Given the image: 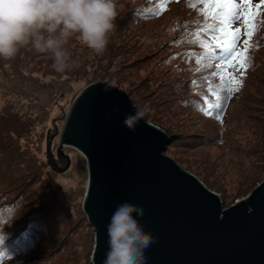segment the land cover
Segmentation results:
<instances>
[{
  "label": "rangeland",
  "instance_id": "rangeland-1",
  "mask_svg": "<svg viewBox=\"0 0 264 264\" xmlns=\"http://www.w3.org/2000/svg\"><path fill=\"white\" fill-rule=\"evenodd\" d=\"M207 8L202 0H117L106 51L95 54L74 34L65 47L79 67L64 73L53 70L51 53L31 45L15 58H0V245L22 225L33 224L31 233L20 229L21 235H13L17 251L2 252L0 264H92L94 231L82 208L86 160L72 146L68 153L76 160L65 171L52 169L47 158L49 145L63 167L59 136L74 98L91 81L128 87L147 118L177 134L165 153L182 158L184 167L202 172L213 190H222L225 208L261 181L264 4L255 29L243 20L231 25V31L239 29L231 58L220 51V29L209 31L214 22ZM196 21L207 28L199 36L201 48L187 30ZM236 80L242 81L238 91Z\"/></svg>",
  "mask_w": 264,
  "mask_h": 264
},
{
  "label": "water",
  "instance_id": "water-1",
  "mask_svg": "<svg viewBox=\"0 0 264 264\" xmlns=\"http://www.w3.org/2000/svg\"><path fill=\"white\" fill-rule=\"evenodd\" d=\"M138 110L142 118L125 126V117ZM177 139L165 124L147 118L126 86L91 81L76 95L56 149L63 167L49 145L47 158L52 169L65 171L76 160L68 153L72 146L86 160L82 208L94 231L92 264H103L107 225L124 201L143 208L137 219L155 237L145 252L147 264H264V176L225 208L222 190L165 153Z\"/></svg>",
  "mask_w": 264,
  "mask_h": 264
},
{
  "label": "clouds",
  "instance_id": "clouds-1",
  "mask_svg": "<svg viewBox=\"0 0 264 264\" xmlns=\"http://www.w3.org/2000/svg\"><path fill=\"white\" fill-rule=\"evenodd\" d=\"M117 17V0H0V58H15L26 45L38 53H51L52 68L64 73L79 67L65 47L74 34L97 55H103ZM143 111L127 115L133 128ZM141 206L121 202L107 225L103 264H147L146 250L155 242L137 219Z\"/></svg>",
  "mask_w": 264,
  "mask_h": 264
},
{
  "label": "snow or ice",
  "instance_id": "snow-or-ice-1",
  "mask_svg": "<svg viewBox=\"0 0 264 264\" xmlns=\"http://www.w3.org/2000/svg\"><path fill=\"white\" fill-rule=\"evenodd\" d=\"M202 2L208 5L207 13L210 14L214 22L209 31L220 29L222 35L216 37L222 41V44L219 45V47L221 50L228 51L231 58L232 54L236 51V46L233 45L232 47L225 48L224 44L239 39L237 35L239 29L233 32L231 31V25L243 20L245 25L249 26L251 29H255L257 27V9H259L261 4H264V0H260V4L256 5H253L252 0H202ZM261 22H264V18H261ZM251 34V32L248 33V35ZM246 53L247 49L244 50L243 59L241 60L242 66L245 69L250 66V57H248ZM243 74L244 73L242 72L241 75ZM235 84V90L238 91L239 87L242 86V81L236 80ZM232 90L233 89H228V91ZM214 107L219 110L222 105L218 103Z\"/></svg>",
  "mask_w": 264,
  "mask_h": 264
},
{
  "label": "trees",
  "instance_id": "trees-1",
  "mask_svg": "<svg viewBox=\"0 0 264 264\" xmlns=\"http://www.w3.org/2000/svg\"><path fill=\"white\" fill-rule=\"evenodd\" d=\"M187 30H188V34L190 36V39L194 35L197 37V39L191 40V43L194 46L201 48L202 45H200L199 36L201 37V34L207 35V28H204V25L202 23H200L199 21H196L194 24L188 25ZM224 47L228 48L227 44H224ZM220 51H226V50L220 49ZM32 226H33V224L31 222H28L25 224V226L22 225L21 227H19V229H17L16 232L10 233L9 235L5 236L3 238V243L0 245V247L5 245V244H8V243L9 244L3 250L0 249V255L2 254V252H5V253L16 252L17 251V241H16V239H13V235H18V236L21 235V233L19 232L20 229H22L21 231H26V232L31 233L33 231Z\"/></svg>",
  "mask_w": 264,
  "mask_h": 264
}]
</instances>
